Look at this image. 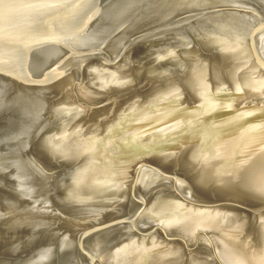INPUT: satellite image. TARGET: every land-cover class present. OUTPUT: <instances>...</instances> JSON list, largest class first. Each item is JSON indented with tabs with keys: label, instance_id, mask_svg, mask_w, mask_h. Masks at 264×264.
Returning a JSON list of instances; mask_svg holds the SVG:
<instances>
[{
	"label": "water",
	"instance_id": "1",
	"mask_svg": "<svg viewBox=\"0 0 264 264\" xmlns=\"http://www.w3.org/2000/svg\"><path fill=\"white\" fill-rule=\"evenodd\" d=\"M0 264H264V0H0Z\"/></svg>",
	"mask_w": 264,
	"mask_h": 264
}]
</instances>
